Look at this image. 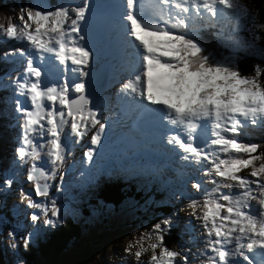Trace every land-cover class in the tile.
Listing matches in <instances>:
<instances>
[{
	"label": "snow or ice",
	"instance_id": "6c2138e0",
	"mask_svg": "<svg viewBox=\"0 0 264 264\" xmlns=\"http://www.w3.org/2000/svg\"><path fill=\"white\" fill-rule=\"evenodd\" d=\"M18 8L0 23V43L22 45L0 54L18 65L9 83L0 77V90L14 87L13 126L20 130L11 165L0 173V194L24 170L31 188H21L20 200L32 211L23 226L30 230L19 241L20 226L10 230L9 246L28 251L41 229L63 223L50 190L62 191L72 149L87 141L81 177L91 181L97 157L108 158L109 129L119 127L151 133L171 154L181 181L171 199L186 201L180 211L188 210L182 233L189 246L164 243L180 226L173 212L124 248L136 264H264V142L253 139L264 133V66L242 74L236 55L264 59L259 11L241 0H29ZM212 29L230 55L202 42ZM98 41L117 54L114 97H93L83 79L98 58ZM123 156L122 167L135 166Z\"/></svg>",
	"mask_w": 264,
	"mask_h": 264
},
{
	"label": "rangeland",
	"instance_id": "374dc122",
	"mask_svg": "<svg viewBox=\"0 0 264 264\" xmlns=\"http://www.w3.org/2000/svg\"><path fill=\"white\" fill-rule=\"evenodd\" d=\"M5 1V0H4ZM93 78V77H92ZM91 90L95 91V87L91 86ZM2 108V105L0 106ZM10 122L9 120H7ZM5 139V141H4ZM10 139V140H8ZM14 135L12 134L11 128L8 123H5L3 119H0V148L3 150L7 145L13 142ZM4 141V143H2ZM154 159V157L150 156ZM168 159L167 161H169ZM128 173L124 175L114 176L117 172H112L107 177V180H111L113 183H119L120 186L124 189L129 191L128 199H124L122 201L117 202L118 206L112 204V209H116L120 214L118 215L116 212L111 213L113 215L109 220L105 219V222L102 216H98V210L96 209L94 212L88 205V197L91 196L92 191L86 190L85 186H81L85 181V177H81V173L74 184L68 183V191L71 195L72 205L75 207L77 213L81 214V217L77 215L76 223H77V230L81 233V230L87 231H96L98 229L101 230L100 237L96 241L95 244L92 246L85 247V245L80 246L83 250L82 253L75 256L79 258L80 256L84 255V261L78 262V264H103L105 260L108 259V255L111 253L113 244L108 247L109 243L114 242L112 239H109L111 235V228H109L110 224H120V218H128L132 215L131 210L123 209L126 205L130 206L131 208L135 207H142L144 205H152L155 204L154 207L149 208L144 215L155 216L154 223H157L159 220L163 219L165 216L164 213L168 212L170 215L179 210L181 206H184L185 202H181L178 200L171 199V193L176 190V188L180 187V180L176 175L172 177H168L166 172L159 168H150L145 169L142 167L141 169L135 170L133 168H128ZM170 174V173H169ZM105 180V181H107ZM144 196L145 199H141ZM40 200V199H39ZM87 208L89 210L88 214L82 211V208ZM11 214V213H10ZM184 211L179 214V227H174L172 231L165 235L164 243L170 249L180 250V246L183 244L184 247H188L187 244L188 237L182 233V227L184 220L182 215H184ZM12 215V214H11ZM86 215H90V217L86 221ZM117 215V216H114ZM13 216V215H12ZM15 217V221H18L19 224L25 225L26 218H21L19 215L13 216ZM152 225H148L145 227L137 228L133 233H126V237L124 241L129 243L130 241H135L141 232L145 231L146 229H150ZM103 229V231H102ZM47 233V234H45ZM55 239V236H50V228L41 229L39 233L34 236L33 243L31 247H40L41 245L48 246L51 240ZM194 246H192L193 249ZM122 246L119 247L121 249ZM7 248L0 247V257L2 258V263H7ZM19 251V248H17ZM78 248L76 247V251ZM132 250H136L134 247ZM158 251V250H157ZM85 254H88V259L85 257ZM18 255V253H17ZM123 255V254H119ZM151 255V250L146 252L141 259L143 261H147ZM106 257V258H105ZM104 258V260H102ZM23 259V258H22ZM102 260V262H101ZM101 262V263H100Z\"/></svg>",
	"mask_w": 264,
	"mask_h": 264
},
{
	"label": "trees",
	"instance_id": "16d2710c",
	"mask_svg": "<svg viewBox=\"0 0 264 264\" xmlns=\"http://www.w3.org/2000/svg\"><path fill=\"white\" fill-rule=\"evenodd\" d=\"M2 0H0L1 2ZM250 9L258 10L259 17L258 20L261 23H264V0H243ZM260 35L264 37V31L260 32ZM260 43L264 44V40H261ZM253 54L251 52H247V56L250 57ZM264 66V65H263ZM239 67L242 72H245V75L251 74L252 71V59L244 58L239 62ZM4 122L6 119L2 118ZM264 151V148H262ZM95 181H97L95 179ZM129 191L124 190L119 183H113L111 180L102 181L98 183L92 190V194L88 197V205L93 210V212L97 209L98 216H102L105 213V210L109 208L112 204L118 206L119 201L128 199ZM141 199H145L144 196ZM58 205L61 207V217L63 220L62 224H58L56 227H50V236H55V239L51 240L48 246L41 245L40 247H30L28 251L23 250L22 256L23 260L26 261V264H78V262L84 261V255L76 258L78 254L82 253L83 250L80 246L85 245L86 248L88 246H92L96 243L98 238L100 237L101 230L98 229L96 231H87L81 230V233L77 230L76 223V213L75 207L73 205H69L67 201L58 202ZM155 204L152 205H144L142 207L131 208L126 205L123 209L131 210L132 215L128 218H121L120 224H110L109 228H111L112 232L107 240H113L114 242L109 243L108 246L112 244H117V242H122L126 237V233H133L136 228V220L144 215L145 212L149 210V208L154 207ZM83 212L88 214L89 210L87 208H82ZM118 215L120 214L116 209L114 210ZM0 215H4L6 218L4 221L2 229H5L6 226H10L11 222L8 216L2 211L0 206ZM79 217H81L80 213H77ZM90 217V215H86L85 219ZM111 217L107 216L106 219L109 220ZM105 222V220H104ZM106 223V222H105ZM103 231V229H102ZM47 234V233H45ZM117 248L120 244L115 245ZM76 247L78 250L76 251ZM113 247V246H111ZM110 247V248H111ZM116 250V249H114ZM112 250V251H114ZM88 254H85V257L88 259ZM0 264H6L1 262Z\"/></svg>",
	"mask_w": 264,
	"mask_h": 264
},
{
	"label": "clouds",
	"instance_id": "9594fccd",
	"mask_svg": "<svg viewBox=\"0 0 264 264\" xmlns=\"http://www.w3.org/2000/svg\"><path fill=\"white\" fill-rule=\"evenodd\" d=\"M14 1L13 0H2L1 2H0V23H4L5 25L7 24V19H6V17H8V16H15V14H16V12H18L19 10H18V8H17V6L13 3ZM50 2L51 3H55L56 2V0H50ZM15 44H18V43H15V42H9V41H6V42H3V43H0V49L1 48H3V47H5V46H13V45H15ZM261 44V46L262 47H264V44L263 43H260ZM239 57V62L242 60V59H244V58H250V59H252V67H251V70L250 71H252V69H253V65L254 64H256V63H260L262 66L264 65V59H260L259 58V56L258 55H252V56H250V57H248L247 56V54L246 53H244V54H242V55H239L238 56ZM0 62L3 64V65H6L7 64V62H4L3 60H0ZM242 72V71H241ZM252 73V72H251ZM242 74H245V72H242ZM261 151H263L262 149H261ZM129 168H132V167H129ZM145 169H150V168H152V166H146V167H144ZM133 169H135V170H138L137 169V167L135 168H133ZM128 173V170H126V171H121L120 172V175H124V174H127ZM117 174V173H116ZM65 185H67V186H69V184L68 183H64V187H65ZM70 187V186H69ZM65 189H67L68 190V187H65ZM114 212V209L111 211V212H109L106 216H105V218L107 217V216H109V217H112L113 215H111V213H113ZM13 216H15V215H13ZM11 214H9L8 215V218L10 219V222H11V224H10V226H6V229H5V231L3 232V234H4V236H3V241H0V247L3 249V248H7V250L5 251L6 252V256H7V259L9 258V251H10V249H12L10 246V249L7 247V244H11L12 243V241L10 240V238L8 237V232L10 231V230H12V229H14V228H18V226H20V228H19V231H18V236H17V240L19 241V236H21V235H24V231H23V228H22V226H21V224H19V222L18 221H15L14 219H15V217H13ZM114 216H117V215H114ZM117 217H119V216H117ZM120 218V217H119ZM154 218H155V216L153 217V216H149V215H143L142 217H140L138 220H136V227L137 228H139V227H145V226H148V225H151L152 223H154ZM120 220H121V218H120ZM125 239V238H124ZM124 239H123V241L122 242H117V244H120V246H123V245H125V241H124ZM117 244H113L114 246L115 245H117ZM119 246V247H120ZM108 247H110V246H108ZM119 247L118 248H116V247H114V248H112V250H114V249H116V250H114V251H111V252H116L117 254H119V253H121L123 250H122V248L121 249H119ZM22 248V246L21 247H19V249H21ZM11 254V253H10ZM111 254V253H110ZM109 254V255H110ZM107 256L108 257V259L107 260H105L104 262H103V264H107V262L108 261H110L111 259H113L114 257H116L115 255H110V256ZM13 256V255H12ZM106 258V257H105ZM102 260H104V258L102 259ZM102 260H101V262H102ZM3 260H2V258H1V262H2ZM15 261H17V260H15ZM100 262V263H101ZM6 264H13L12 263V261L10 260V258L8 259V261H7V263Z\"/></svg>",
	"mask_w": 264,
	"mask_h": 264
},
{
	"label": "bare ground",
	"instance_id": "6f19581e",
	"mask_svg": "<svg viewBox=\"0 0 264 264\" xmlns=\"http://www.w3.org/2000/svg\"><path fill=\"white\" fill-rule=\"evenodd\" d=\"M94 87L96 89V86H94ZM90 89H91V86L89 87V92H90ZM107 97H109V94H107ZM5 123H8V121L6 120ZM150 156L154 157V159H161V160H164V161H167L168 159H170V157L168 155L161 156L157 151H152L150 153Z\"/></svg>",
	"mask_w": 264,
	"mask_h": 264
}]
</instances>
